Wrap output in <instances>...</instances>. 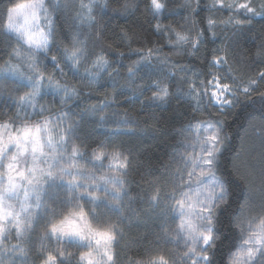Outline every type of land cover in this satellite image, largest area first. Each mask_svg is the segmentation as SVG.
<instances>
[{
	"label": "snow or ice",
	"instance_id": "6c2138e0",
	"mask_svg": "<svg viewBox=\"0 0 264 264\" xmlns=\"http://www.w3.org/2000/svg\"><path fill=\"white\" fill-rule=\"evenodd\" d=\"M175 2L143 4L163 43L146 55L134 49L137 58L120 77L114 58L96 48L113 47L109 22L136 15V0H79L78 8L77 0H0V51L7 56L0 99L11 101L0 111V264H29L30 254L32 264H218L225 244L228 255L219 264H264V175L254 189L236 166L243 137L233 167L221 163L231 146L229 117L235 122L243 115L249 125L264 127V0H182L180 10L165 17ZM98 13L102 26L83 34L85 25L96 28ZM61 17L69 36L58 39ZM161 17L173 22L161 27ZM257 24L261 35L253 39ZM140 35L121 29L115 47L131 49ZM249 40L252 48L244 51ZM165 47L179 58L170 60ZM153 57L174 70L141 75L145 66L154 67ZM48 60L52 72L41 66ZM69 72L71 87L60 79ZM84 87L89 95L103 92V99L77 103L78 113L64 111L69 101L84 99ZM48 93L53 101L46 107ZM121 97L140 111L136 120L126 113L114 133L163 135L164 112L182 121L170 162L154 164L114 141L92 147L80 139L83 125L105 122ZM138 170L137 186L147 187L134 195L129 176ZM134 227L139 235L126 239ZM53 240L55 250H49L46 242Z\"/></svg>",
	"mask_w": 264,
	"mask_h": 264
},
{
	"label": "trees",
	"instance_id": "16d2710c",
	"mask_svg": "<svg viewBox=\"0 0 264 264\" xmlns=\"http://www.w3.org/2000/svg\"><path fill=\"white\" fill-rule=\"evenodd\" d=\"M6 2V0H5ZM137 3L141 4L140 11L136 15L127 16V17H119L114 18L109 22V29L110 31L107 32V35L112 37V40L108 41V43H112L113 47L108 48L106 45H98L96 51H100L101 48H105L106 55L111 56L114 58L115 63L119 69L120 77H124L127 75V67L133 63V61L137 58V54L133 51L137 48H142L143 53L147 54V49L161 47L162 40L158 37V35L154 34V30L152 24L154 23L152 17L148 15L143 7V4L146 0H136ZM182 0H176L175 3L170 5L166 12L165 17H168L171 13L177 12L179 9V3ZM206 3L210 2V0H205ZM79 0H77V8H78ZM111 15V13H109ZM107 17H104L103 20L107 21ZM163 24L172 23L171 19H164ZM177 20L180 19L179 16L176 17ZM102 26L101 17L99 13L97 14V26L96 28H88L86 25L83 28V34H92L94 35L95 32ZM260 25H256V31L252 33L253 39L257 35H261L260 33ZM132 28L135 32L141 34L137 42L131 45V49L125 43L121 45L119 48L115 47L116 43H119L118 40L115 39L114 33L119 32L121 29ZM56 29H57V37L58 39L61 36H69V28L68 23L65 21L63 17L59 21L56 22ZM68 41L66 40L65 43ZM256 43H260V41H256ZM252 48V40L247 41V51L248 49ZM163 51L168 55L170 60L178 59V55L175 52H169L168 49L165 47ZM54 52L59 56V52L54 48ZM123 52L124 56L120 57L119 53ZM7 58L6 53L4 51H0V68L4 67V60ZM15 61H13V66H15ZM22 63V62H21ZM42 68L46 66L47 72H52L53 67L51 61H42L41 63ZM153 66L149 67L145 66L141 75L145 72H163L165 76L172 72L174 69L171 64L159 65L156 62L155 57H153ZM21 71L25 74H29V69L26 66H22ZM178 71V70H177ZM81 73H83V69H81ZM118 77V79L120 78ZM61 82L68 84L70 87L75 83L72 78V73L69 72L66 76L60 77ZM109 78L105 76V80ZM174 81H179L180 76L177 75L173 78ZM164 83H169L170 81L164 80ZM77 87H83V85H76ZM174 90V89H173ZM110 94V89H108ZM90 89L84 87V99L79 100L78 98H74L73 100L69 101L68 104L63 105L64 111H68L71 113H78L79 108L77 107V103H79L80 107H83L86 103H96L103 99L104 93L103 92H95L92 91L91 95H89ZM58 99V98H57ZM53 101V96L51 93L45 95L44 100L42 103L47 107ZM121 101L123 102L122 105L116 106L113 105L107 110V116L105 122H100L98 118L92 119L89 122L85 123L81 129L80 139L82 141H86V143L92 147H95L99 142H108L114 141L116 144H123L124 150H132L133 155L137 152H140L142 155L149 157L152 159L153 163H168L170 162V154L173 152L175 148H179L178 140L180 137L176 135L175 130L178 129L182 123L179 118L168 120V113L164 112V119L167 120V124L165 125V131L163 135L158 133H153L151 130L148 131H137L134 134H120L114 133V129L116 128L117 124L125 118V114L127 113L128 118L131 120H136L135 113L140 111L138 106H134L129 104V102L124 98L121 97ZM194 103V102H193ZM11 101L5 102V100L0 99V111L7 112L9 110V106ZM187 105H185L186 110ZM210 111V110H209ZM79 119V117H74ZM204 119H210L207 113H204ZM142 119V118H141ZM228 124L230 125L228 129L229 135L232 137L231 146L226 150L222 157V167L225 170H228L233 167V157L235 154V150H237L241 145V138H244V150L241 152L240 158L235 161L236 166L239 170H248V168H256L260 166L264 169V145L261 144V140L264 139V127H262L259 122L257 121L253 125H249L247 120L243 115H241L235 122L233 119L229 117ZM246 157V161H244ZM87 158V157H86ZM260 162V163H259ZM247 172V171H246ZM246 172H242L245 173ZM143 175V171L138 170L135 172L130 173L129 180L132 184V192L135 195L136 193H141V187L146 188V184H142L141 186H137V182H141V177ZM257 199L259 196L256 197ZM85 208L87 210L88 205L85 204ZM117 217L113 216V220ZM139 229L132 228L128 233L126 239L135 238L139 235ZM34 244L35 247H39V242L34 237ZM46 247L49 250H55L56 244L53 240L51 243L46 242ZM168 248H172V245H168ZM74 253H78V249L72 248L70 249ZM228 255V245H222L219 251L217 252L216 259L218 264L220 261L226 260ZM34 257L30 254L29 257V264H32V259ZM123 261V256L121 257Z\"/></svg>",
	"mask_w": 264,
	"mask_h": 264
},
{
	"label": "rangeland",
	"instance_id": "374dc122",
	"mask_svg": "<svg viewBox=\"0 0 264 264\" xmlns=\"http://www.w3.org/2000/svg\"><path fill=\"white\" fill-rule=\"evenodd\" d=\"M209 88H211V85L208 86ZM246 161V157L244 158ZM260 163V162H259ZM241 172H246V174H249V179L252 181L254 189L258 188L260 185V180H261V176L264 175V169L261 168L260 166L256 167V168H248V170H240ZM254 195L257 197L259 196L258 192H255Z\"/></svg>",
	"mask_w": 264,
	"mask_h": 264
}]
</instances>
